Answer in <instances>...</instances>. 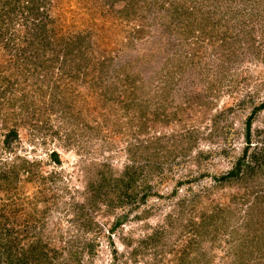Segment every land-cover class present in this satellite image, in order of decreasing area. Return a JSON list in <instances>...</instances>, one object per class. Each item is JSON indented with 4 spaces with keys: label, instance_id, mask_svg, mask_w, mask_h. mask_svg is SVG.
I'll list each match as a JSON object with an SVG mask.
<instances>
[{
    "label": "rangeland",
    "instance_id": "obj_1",
    "mask_svg": "<svg viewBox=\"0 0 264 264\" xmlns=\"http://www.w3.org/2000/svg\"><path fill=\"white\" fill-rule=\"evenodd\" d=\"M176 2L186 7L185 18L182 13L173 17ZM40 3L38 15L46 12L54 19L55 37L62 38L53 41L59 43L57 49L68 40L91 44V61L79 70L77 79L69 80L61 71L64 58L60 56L53 67L30 77L46 76L59 87L56 94L47 91L36 101L38 108L29 114L34 118L20 132L22 143L16 154L46 160L49 150L56 149L62 166L51 162L43 165L42 173L46 177L48 172L60 171L62 178L56 176V184L48 178L43 183H26V188L20 182L7 214L15 204H23L10 218L40 220L33 229L29 226L31 232L42 231L49 248L58 249L53 264H264V246L257 245L264 241V170L246 184L215 185V178L242 154L244 123L252 109L264 101V0ZM17 19L10 33L21 40L31 26H21L22 18L18 15ZM27 46L18 41L19 49ZM165 64L170 68L168 105L172 111L185 108L183 123L163 121V116L154 122V114L147 109L144 117L139 120L135 116L129 124L132 119L123 116L122 102L99 97L103 92L109 96L113 86L123 89V84L132 85L134 80L138 86L130 93L142 110L143 100L151 109L158 101L164 105L165 94L156 85L164 82L158 71ZM93 99L96 103L92 105ZM42 107L48 110L47 121L38 114ZM72 129L76 132L70 133ZM177 130L178 136L173 137ZM251 133L256 145L249 151L260 152L256 148L264 145V109L252 117ZM163 134L173 143L176 156L169 154L161 169L158 165L165 155L156 153L157 145L163 144L155 140ZM91 136L92 142H87ZM156 155L159 159L152 167L149 159ZM13 158V153L3 152L0 163ZM91 159L100 164L109 161L113 171L120 172L122 166L124 170L134 164L139 173L133 182L139 203L113 207L98 203L91 210L90 227L83 230L74 225V219L83 217L74 216L70 197L83 201L82 169ZM148 189L150 194L142 203ZM43 197L51 198L52 203H35ZM3 201L1 192L0 203ZM118 216H123L121 225L114 224ZM58 226V231L50 232ZM72 250L76 253L70 256ZM46 251L51 257L48 248ZM42 260L30 262L47 264Z\"/></svg>",
    "mask_w": 264,
    "mask_h": 264
},
{
    "label": "trees",
    "instance_id": "obj_2",
    "mask_svg": "<svg viewBox=\"0 0 264 264\" xmlns=\"http://www.w3.org/2000/svg\"><path fill=\"white\" fill-rule=\"evenodd\" d=\"M40 1L41 0H0V42H4V45L0 50V116L3 117L2 123H0V154L3 152L14 154L13 159H10L9 161L3 160L0 163V193L2 192L5 197V201L0 203V264H32L30 262L31 259H33V262L35 263L37 260L43 261L42 259H44V262L47 264H53L52 258L54 259L58 256V249L56 247L49 248L48 244L42 239L43 233H41L42 231H40V229L37 228L34 232H31L29 225H31L33 229L35 223H38L40 220L32 219V221H29L26 219L22 222L18 219L10 218L11 214L17 215V212H19V204L23 203L15 204L14 207L10 209V214H7V212L9 211L8 204L13 203V196L18 194L17 188L20 182L22 183L23 188H26V183H43L44 180L48 178L51 183L54 182V184H56V180L58 179L56 176L60 177V174V179L62 178L60 171L59 173L55 171L48 172L46 177L42 173L43 165H50L49 163L51 162L56 166H62L59 152L56 149L49 150L48 159L44 160L37 158L28 159L23 155L16 154V150L22 143L20 137L21 130L23 131L27 122L34 118L33 116L29 117V114L36 112L38 108L36 101H39L40 98L46 96L47 91L56 94V89L59 87V84L55 82H53L54 84L52 85L50 79L46 78V76L45 79H48L46 82H44L45 79H42V75L31 79V76L37 75L34 74V72L37 71L40 73V70L42 71L44 68L53 67L58 61V58L61 57L64 58L62 59L63 61L60 67L61 71L65 73V76L69 77V80L77 79L76 77L79 75V70L86 69L91 61L89 56L90 49H92L91 44L82 45L80 41L68 40L64 41V45L57 49L59 43L53 44V41L62 38H59L58 36L55 37V27L53 26L54 19H50V16H48L46 12L38 15V13L40 14L39 10L42 9L43 4H41ZM172 10L174 12L173 17L180 16L179 14L181 13L183 18L187 15L186 7L183 4L181 6L178 2L173 5ZM18 15L22 18L19 25L31 26V31H25L21 40H19L17 35H12V33H10L11 28L18 20ZM182 24L184 25L185 22ZM202 25H199V27ZM4 39L5 41H3ZM18 41L28 43V48L19 49L17 47ZM66 62L69 63L70 66L66 67ZM164 67L166 68L164 71L165 74H162ZM164 67L158 71L159 76L163 78L164 82H159V84L156 85V87L161 89L165 94L164 105L162 104L163 106L161 105V102L158 101L157 107L151 109L150 103L143 100L142 110V104L136 101L134 99L135 97L131 96L130 93L138 86L134 80H131L132 85L126 86L123 84V89L118 86H113L112 89L114 90H112L113 92H109V96L106 92H103V94L100 93L99 97H101V99L104 98L105 101L109 100L115 103L122 102L123 116H129V119L136 116L140 120L141 117H144L143 115H145V112L148 109L151 111V114H154L151 115L154 122L159 120V116H163V121L168 119L172 120L174 123L176 121L183 123V113L185 108L179 106L172 111L170 108L171 106L168 105L169 100L167 101V94L171 91L170 81L168 79L170 68L167 64H165ZM172 68H174V66ZM125 78L126 76L123 79ZM52 79H54L53 76L51 80ZM91 102L92 105L96 103L95 99ZM90 104L91 103L88 104L89 107L92 106ZM159 108L162 113H160ZM261 109H264V101L260 102L252 109L244 123L243 130L245 145L242 154L240 157H235L230 169L222 171L221 175L215 178V185L220 183L221 185H224L228 182L246 184L250 177L256 173L258 174L261 170H264V145L263 147L261 146V149L260 146L256 148L257 150H260V152L253 150L250 153L249 151L256 145L252 143V117ZM40 110L41 111L38 114L43 115V120L47 121L49 118L48 110L44 107ZM133 110L134 112H131ZM129 111L131 115L129 114ZM148 114L150 113H147V115ZM37 119L40 118L38 117ZM130 121H133V119L129 120V124L131 123ZM40 122L41 120L38 121L37 125H39ZM11 123L14 125H10ZM80 129L82 130V128ZM97 130L98 133H100V129L97 128ZM229 131L230 129H228L227 132ZM74 132H76L75 129L70 130V133ZM110 134V136L113 137L114 132L112 131ZM103 135L104 138H107V135ZM69 136H71V134ZM177 136L178 130L173 133V137ZM87 142H92V136L89 137ZM155 142L157 144H163L162 146L157 145L159 149H157L158 152L156 153L157 155L160 153L165 155V158H163L158 165L159 168H161L162 162H168L169 154L175 153L172 148L173 143H171L170 138H166L165 134L160 137L157 135ZM67 144L70 143L68 142ZM83 149H85V147ZM221 151L225 150L221 149ZM133 154L135 153L133 152ZM157 155L150 157V162L148 161L149 163H152V167L155 161L159 159ZM175 156L176 153L174 157ZM174 157L170 162L174 161ZM82 161L85 162L86 160ZM89 162L90 163L85 162L86 164H83L82 169L85 179L80 196H82L83 201H77L75 196L70 197L71 207L75 214L74 216H76V218L83 217V219L81 218L80 220L74 219V225L77 229L83 228V230H87L90 227L92 222L91 210H93L98 203H105L109 207H113L116 204L121 206L123 203H139L136 200L138 189L135 188V183H133L135 177L139 173L137 170L138 168L135 167L134 164H128L125 166L124 170L122 166L120 172L113 171V165L106 160L101 164L97 159H91ZM142 167L143 166H141L140 169H142ZM155 167L158 168L157 166ZM112 172H115L116 175ZM65 186L67 187V185H64V187ZM145 188L146 186H143L142 191L145 190ZM65 190L70 193V190L66 188ZM148 194H150L149 189L145 191V194L141 197L142 203H145L144 198ZM261 196L262 198L264 197V195ZM42 201L52 203L51 198L49 199V197H43L40 201L35 200V203ZM33 203L34 202H32L31 205H33ZM48 209H50V207H48ZM122 218L123 216H118L114 224H120ZM59 229L60 226L54 228V230H51L50 232H56ZM258 242V248H262L264 246V241ZM249 245L250 243L247 244V248ZM71 246L73 247V243ZM46 248L52 253L49 258ZM75 253L76 252L72 250L69 255L72 256ZM244 255V251H241V257Z\"/></svg>",
    "mask_w": 264,
    "mask_h": 264
}]
</instances>
